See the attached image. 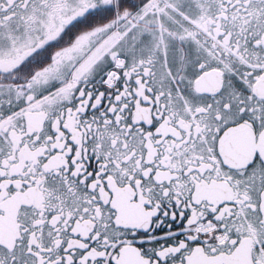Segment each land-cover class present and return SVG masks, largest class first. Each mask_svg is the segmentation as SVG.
I'll list each match as a JSON object with an SVG mask.
<instances>
[{"label": "snow or ice", "instance_id": "snow-or-ice-1", "mask_svg": "<svg viewBox=\"0 0 264 264\" xmlns=\"http://www.w3.org/2000/svg\"><path fill=\"white\" fill-rule=\"evenodd\" d=\"M0 264H264V0H0Z\"/></svg>", "mask_w": 264, "mask_h": 264}]
</instances>
